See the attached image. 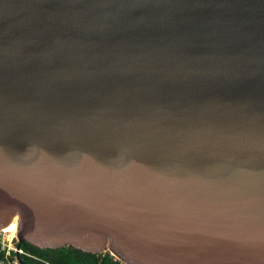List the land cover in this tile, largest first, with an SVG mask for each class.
<instances>
[{
    "label": "water",
    "instance_id": "water-1",
    "mask_svg": "<svg viewBox=\"0 0 264 264\" xmlns=\"http://www.w3.org/2000/svg\"><path fill=\"white\" fill-rule=\"evenodd\" d=\"M2 230L264 264V0H0Z\"/></svg>",
    "mask_w": 264,
    "mask_h": 264
},
{
    "label": "trees",
    "instance_id": "trees-1",
    "mask_svg": "<svg viewBox=\"0 0 264 264\" xmlns=\"http://www.w3.org/2000/svg\"><path fill=\"white\" fill-rule=\"evenodd\" d=\"M24 255L19 256V264H120L109 254L96 257L80 252L72 247L58 250H41L23 241L18 244ZM0 246V260L4 259Z\"/></svg>",
    "mask_w": 264,
    "mask_h": 264
},
{
    "label": "built area",
    "instance_id": "built-area-1",
    "mask_svg": "<svg viewBox=\"0 0 264 264\" xmlns=\"http://www.w3.org/2000/svg\"><path fill=\"white\" fill-rule=\"evenodd\" d=\"M9 234L6 230L0 231V246L2 252L5 253L4 259L0 260V264H19V256L24 255V253L18 246L16 233L12 236L10 234L8 237Z\"/></svg>",
    "mask_w": 264,
    "mask_h": 264
},
{
    "label": "bare ground",
    "instance_id": "bare-ground-1",
    "mask_svg": "<svg viewBox=\"0 0 264 264\" xmlns=\"http://www.w3.org/2000/svg\"><path fill=\"white\" fill-rule=\"evenodd\" d=\"M6 231H8L11 234V236L14 235V233L16 232L14 230H6Z\"/></svg>",
    "mask_w": 264,
    "mask_h": 264
},
{
    "label": "rangeland",
    "instance_id": "rangeland-1",
    "mask_svg": "<svg viewBox=\"0 0 264 264\" xmlns=\"http://www.w3.org/2000/svg\"><path fill=\"white\" fill-rule=\"evenodd\" d=\"M10 236V234L8 235V237ZM11 238V237H10ZM9 239V238H8Z\"/></svg>",
    "mask_w": 264,
    "mask_h": 264
}]
</instances>
